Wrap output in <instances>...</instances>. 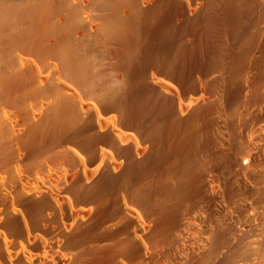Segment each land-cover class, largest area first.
<instances>
[{
    "label": "bare ground",
    "instance_id": "bare-ground-1",
    "mask_svg": "<svg viewBox=\"0 0 264 264\" xmlns=\"http://www.w3.org/2000/svg\"><path fill=\"white\" fill-rule=\"evenodd\" d=\"M0 264H264V0H0Z\"/></svg>",
    "mask_w": 264,
    "mask_h": 264
}]
</instances>
